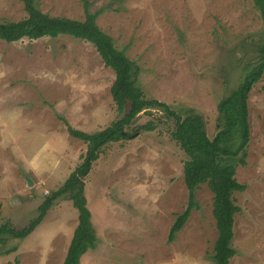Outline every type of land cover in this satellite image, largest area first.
Segmentation results:
<instances>
[{"label": "rangeland", "instance_id": "rangeland-1", "mask_svg": "<svg viewBox=\"0 0 264 264\" xmlns=\"http://www.w3.org/2000/svg\"><path fill=\"white\" fill-rule=\"evenodd\" d=\"M97 25L141 68L146 98L202 115L218 131V104L262 61L264 21L253 0H89ZM52 17L84 21L81 0H36ZM28 16L20 0H0V23ZM114 70L89 42L69 36L0 41V226L26 227L46 197L83 163L87 144L68 128L94 134L121 116L111 95ZM128 112V109H127ZM143 111L127 128L134 136L111 143L85 178L97 245L80 264H215L218 230L214 195L196 191L197 207L169 242L189 204L184 165L173 139L175 122L162 110ZM247 165L236 178L247 186L233 197L230 264H264V76L249 96ZM153 123L155 130L142 126ZM27 178L34 185L29 186ZM79 213L62 199L0 264H63Z\"/></svg>", "mask_w": 264, "mask_h": 264}, {"label": "trees", "instance_id": "trees-1", "mask_svg": "<svg viewBox=\"0 0 264 264\" xmlns=\"http://www.w3.org/2000/svg\"><path fill=\"white\" fill-rule=\"evenodd\" d=\"M20 1L28 16L18 22L0 23V41L11 44L24 39L69 36L91 43L105 66L116 74L111 95L118 113L123 117L94 134L68 128V133L73 138L82 140L88 146L83 163L71 173L60 189L46 197L39 207L38 216L26 227L18 229L9 222L0 226V256L16 253L19 246L10 247V241L26 240L43 223L57 202L66 198L72 201L78 211L79 224L63 264H80L81 258L97 245L92 213L85 196V178L106 146L131 139L134 134L128 132L127 128L143 111L150 113V109H156L162 110L169 120L175 122L172 137L188 157L184 165V176L189 191V204L178 215L170 231L169 242L175 241L197 207V189L207 184L214 195L213 214L219 233L212 258L215 264H230V260L236 255L232 246L235 215L240 212L233 195L247 189L246 185L238 182L236 175L239 167L247 165L251 139L249 96L253 87L264 76V48L261 51L262 61L246 73L237 89L219 102V131L210 139L203 116L195 110L187 109L186 114H181L168 104L146 98L140 83L141 68L125 52L116 48L113 39L100 29L97 25L100 12H90L89 0H81L86 12L84 21L52 17L36 6V0ZM253 2L264 21V0ZM141 128L146 131L155 130L153 123Z\"/></svg>", "mask_w": 264, "mask_h": 264}, {"label": "water", "instance_id": "water-1", "mask_svg": "<svg viewBox=\"0 0 264 264\" xmlns=\"http://www.w3.org/2000/svg\"><path fill=\"white\" fill-rule=\"evenodd\" d=\"M27 182H28L29 186H33L34 185L33 181L30 178H27Z\"/></svg>", "mask_w": 264, "mask_h": 264}]
</instances>
